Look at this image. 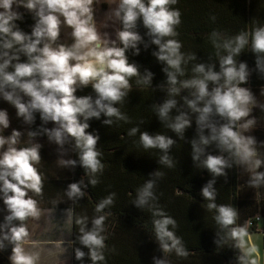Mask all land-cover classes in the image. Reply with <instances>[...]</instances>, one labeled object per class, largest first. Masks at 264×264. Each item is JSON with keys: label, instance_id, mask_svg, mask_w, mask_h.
<instances>
[{"label": "trees", "instance_id": "1", "mask_svg": "<svg viewBox=\"0 0 264 264\" xmlns=\"http://www.w3.org/2000/svg\"><path fill=\"white\" fill-rule=\"evenodd\" d=\"M43 2L0 12V90L43 88ZM118 12L119 85L96 87L100 115L74 139L72 264H250L237 237L260 229L264 250V211L238 186L237 97L264 91V0Z\"/></svg>", "mask_w": 264, "mask_h": 264}, {"label": "crops", "instance_id": "2", "mask_svg": "<svg viewBox=\"0 0 264 264\" xmlns=\"http://www.w3.org/2000/svg\"><path fill=\"white\" fill-rule=\"evenodd\" d=\"M11 1L2 0L0 12L44 6V0H14L12 6ZM53 1L55 8L44 21L58 12L68 20V34L81 28L77 32L88 45L76 55L80 70L72 84L44 79L43 43V88L0 90V255L10 264H72L75 135L90 131L92 119L100 115L102 96L96 87L119 85L118 64L110 82L104 81L108 70L101 73L103 79L85 72L87 60L100 55L109 68L110 43L117 47L118 42L119 0H112L113 15L108 0ZM87 86L94 90L82 88Z\"/></svg>", "mask_w": 264, "mask_h": 264}, {"label": "rangeland", "instance_id": "3", "mask_svg": "<svg viewBox=\"0 0 264 264\" xmlns=\"http://www.w3.org/2000/svg\"><path fill=\"white\" fill-rule=\"evenodd\" d=\"M109 4V12L113 15L115 6ZM11 1V6L14 5ZM5 7L0 0V8ZM3 7V8H4ZM16 10V9H15ZM108 17V15L106 14ZM68 20L63 18L58 12H50L44 21V60H45V80H54L61 82H75L77 73L80 70V63L76 55L85 51L88 45L87 38L76 30V34H68ZM114 40V33L111 34ZM73 40V41H71ZM113 50L109 53L108 77L105 75L104 81L110 82L115 79V71L118 64V52L116 45L110 43ZM101 57V55H100ZM107 63V59H106ZM83 71V65H82ZM89 75V69L85 70ZM108 79H107V78ZM96 79H103L96 77ZM110 80V81H109ZM260 135V136H259ZM261 137H264V91H252L249 86L240 87L237 97V143L239 151L246 154V159L241 163L243 169L239 173L238 186L242 189V196L253 200L256 208L253 216H261L258 201L262 200L261 207L264 211V162L256 158L253 154L255 150V141L258 150L261 147ZM256 138V139H255ZM252 210V209H251ZM264 214V212H262ZM249 221H247V224ZM239 247L244 251L243 254L247 261L252 264H264V250L262 246V232L259 229L251 234H240L237 237ZM258 251L259 256L256 253Z\"/></svg>", "mask_w": 264, "mask_h": 264}, {"label": "bare ground", "instance_id": "4", "mask_svg": "<svg viewBox=\"0 0 264 264\" xmlns=\"http://www.w3.org/2000/svg\"><path fill=\"white\" fill-rule=\"evenodd\" d=\"M106 67H107V63L105 57L98 56L87 60V70L89 69V75H92L94 73L105 72Z\"/></svg>", "mask_w": 264, "mask_h": 264}, {"label": "water", "instance_id": "5", "mask_svg": "<svg viewBox=\"0 0 264 264\" xmlns=\"http://www.w3.org/2000/svg\"><path fill=\"white\" fill-rule=\"evenodd\" d=\"M93 75H94V77L96 79V77H100L101 76V73H94Z\"/></svg>", "mask_w": 264, "mask_h": 264}]
</instances>
